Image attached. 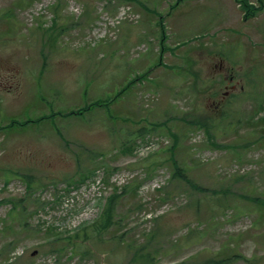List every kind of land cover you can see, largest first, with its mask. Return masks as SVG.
I'll return each mask as SVG.
<instances>
[{
  "label": "rangeland",
  "instance_id": "obj_1",
  "mask_svg": "<svg viewBox=\"0 0 264 264\" xmlns=\"http://www.w3.org/2000/svg\"><path fill=\"white\" fill-rule=\"evenodd\" d=\"M247 1L248 21L234 0H0V264H264V0ZM116 192V226L83 241Z\"/></svg>",
  "mask_w": 264,
  "mask_h": 264
},
{
  "label": "trees",
  "instance_id": "obj_2",
  "mask_svg": "<svg viewBox=\"0 0 264 264\" xmlns=\"http://www.w3.org/2000/svg\"><path fill=\"white\" fill-rule=\"evenodd\" d=\"M178 2L177 7L182 3L183 0H177ZM235 3L240 7V11L243 13L244 17L243 19L246 21L255 18L258 13L261 11L262 7L255 8L254 6L250 5V3L247 0H234ZM176 8V6H175ZM160 21L158 23L159 29H160V43L164 45V43L167 41V30L164 24L165 16L160 15L159 16ZM164 49V46H163ZM163 54V50H162ZM162 64V63H160ZM141 79V77L139 78ZM96 106L99 104L96 103ZM82 112H71L69 113L70 116L72 115H78ZM40 122V121H39ZM205 123H212L208 122L207 120ZM174 146L170 149L171 157L169 160H172V166H173V174L172 179L176 181L186 182L188 184H191V180L188 177V174L186 172V168L184 166H181L180 163L175 160V154L173 152ZM193 187H196L193 185ZM121 194H118L117 192L112 194L107 201V204L105 205L103 211L101 212L99 219L92 224V226H89L88 228H84L82 230V240L83 241H92L94 238L101 237L104 233L109 232L111 229H113L117 224V208L118 203L120 202ZM258 201V200H257ZM261 205L264 207V200L261 201ZM14 209L17 208L16 204L13 206ZM71 239V238H69ZM74 241H77L79 239V234H75V237L73 238ZM100 240V239H99ZM69 244V242L67 241ZM89 243V242H88ZM71 245L74 247L78 245L77 242H70ZM66 246V245H65ZM69 246V245H67ZM64 248V247H63ZM132 247L129 246V249ZM144 247L138 249L136 252H134L133 258L131 260V264H153V260L155 257L151 252H145ZM237 256H235L236 258ZM234 260V257L231 258H224V259H216V258H210L208 259L204 264H232Z\"/></svg>",
  "mask_w": 264,
  "mask_h": 264
}]
</instances>
